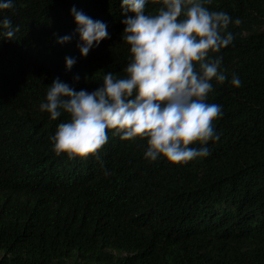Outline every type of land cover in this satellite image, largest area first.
Returning <instances> with one entry per match:
<instances>
[{
	"label": "trees",
	"instance_id": "1",
	"mask_svg": "<svg viewBox=\"0 0 264 264\" xmlns=\"http://www.w3.org/2000/svg\"><path fill=\"white\" fill-rule=\"evenodd\" d=\"M73 6L107 25L109 38L86 57ZM205 6L240 23L209 54L226 76L206 98L221 106L212 121L219 139L186 163L149 161L146 140L114 130L94 155L69 160L52 150L49 138L69 120L39 109L52 80L92 91L106 71L124 75L121 0H13L0 10L19 27L0 39V264H264V0ZM54 34L72 40L58 44ZM66 56L76 58L71 71Z\"/></svg>",
	"mask_w": 264,
	"mask_h": 264
},
{
	"label": "clouds",
	"instance_id": "2",
	"mask_svg": "<svg viewBox=\"0 0 264 264\" xmlns=\"http://www.w3.org/2000/svg\"><path fill=\"white\" fill-rule=\"evenodd\" d=\"M158 5L154 13L147 4ZM211 0H121L124 25L121 40L129 46L124 75L111 71L103 74L100 86L92 91L75 90L55 77L49 85L41 112L51 120L67 114L49 138L56 156L65 153L69 160L95 154L108 142V130L121 140H146L144 157L155 161L160 156L173 163H186L209 155L204 146L219 139L212 121L222 116L221 106L206 103L212 81L223 83L218 72V53L233 41L226 29L231 20L226 12L210 11ZM13 7V0H0V10ZM78 35L81 57L109 38L107 25L94 20L75 6L69 10ZM132 13L133 15H127ZM18 26L10 19H0V39H14ZM223 33V35H222ZM55 42L64 44L72 34H54ZM65 71H71L75 57L66 56ZM75 74L73 81H79ZM233 75L231 84L240 86ZM198 142L201 147H190ZM107 174V173H106Z\"/></svg>",
	"mask_w": 264,
	"mask_h": 264
}]
</instances>
